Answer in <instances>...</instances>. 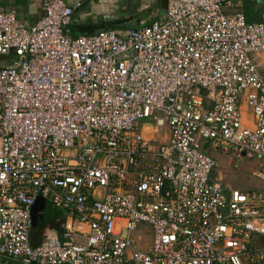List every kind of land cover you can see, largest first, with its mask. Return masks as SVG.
<instances>
[{"label":"built area","instance_id":"obj_1","mask_svg":"<svg viewBox=\"0 0 264 264\" xmlns=\"http://www.w3.org/2000/svg\"><path fill=\"white\" fill-rule=\"evenodd\" d=\"M242 2L81 35V2L0 10V264H264V192L224 188L206 148L264 181V20ZM38 197L63 222L33 245Z\"/></svg>","mask_w":264,"mask_h":264},{"label":"crops","instance_id":"obj_2","mask_svg":"<svg viewBox=\"0 0 264 264\" xmlns=\"http://www.w3.org/2000/svg\"><path fill=\"white\" fill-rule=\"evenodd\" d=\"M44 1L45 0H0V10H15L18 17L23 20L27 26H33L41 19L44 14ZM64 1L71 6L75 5L77 2L82 3V6L75 11L71 24L68 27L69 33L73 35L92 34L99 31L100 29H104L107 25L116 24L118 26H122L129 24L128 27L123 29L121 27L116 28L117 30H125L129 27H134L142 23H148L151 20H159L163 18L167 6V0ZM240 9L249 22H262L264 20V0H243ZM227 11L230 13L233 11V9L230 8ZM92 15L93 19L97 20V23L87 22L89 21V17ZM257 59L264 64V55L257 57ZM5 62L6 60L0 62V66L5 65ZM206 148L207 152L210 154L211 150L217 151L211 146H207ZM219 155L224 157L222 153ZM228 159L231 160V158ZM218 160L220 165L213 172L212 178L219 182L224 188L235 189L233 185L225 181L226 168L223 165L224 162L220 161V159ZM261 182L264 181L261 180ZM236 189L247 190L245 188ZM258 190L263 191L260 188H258ZM41 214H43V216L38 217V222L36 225L45 223L49 227L48 236L59 235L62 231L63 214L54 207H46V210H41ZM42 238L43 235L40 232V228L34 227L32 230L33 245H38Z\"/></svg>","mask_w":264,"mask_h":264},{"label":"rangeland","instance_id":"obj_3","mask_svg":"<svg viewBox=\"0 0 264 264\" xmlns=\"http://www.w3.org/2000/svg\"><path fill=\"white\" fill-rule=\"evenodd\" d=\"M120 13V12H118ZM95 16V15H94ZM96 21V22H95ZM88 23H97L96 19H93V15L89 17ZM13 60L14 57H3L0 56V62L3 60ZM160 134H157L155 137H158ZM209 153V152H208ZM220 152L211 150V154L214 158H216ZM210 154V153H209ZM210 154V155H211ZM224 155L218 156L216 159H220V161H223V165L226 168V176H225V181L233 185L235 188H245L249 190L250 188H260L264 192V182H261V180L257 179L254 177L253 173L258 169V161L256 159H250V158H242V159H231L229 160L228 156ZM219 162V160H218ZM220 165V164H219ZM36 225V224H35ZM34 227H39L40 232L42 233L43 236H47L49 234V227L47 224H38ZM144 241H146L147 246L150 242V234L147 233L146 236H144Z\"/></svg>","mask_w":264,"mask_h":264},{"label":"water","instance_id":"obj_4","mask_svg":"<svg viewBox=\"0 0 264 264\" xmlns=\"http://www.w3.org/2000/svg\"><path fill=\"white\" fill-rule=\"evenodd\" d=\"M46 207L52 208L53 206L47 200L43 199L42 197H38L32 209L34 225L38 222V217L43 216V214H41V210H46ZM58 211L62 213L61 210Z\"/></svg>","mask_w":264,"mask_h":264},{"label":"trees","instance_id":"obj_5","mask_svg":"<svg viewBox=\"0 0 264 264\" xmlns=\"http://www.w3.org/2000/svg\"><path fill=\"white\" fill-rule=\"evenodd\" d=\"M129 26V24H125V25H122V26H118V25H116V24H113V25H107L104 29H109V28H114V29H116L117 27H121L122 29L123 28H126V27H128ZM108 27V28H107Z\"/></svg>","mask_w":264,"mask_h":264}]
</instances>
